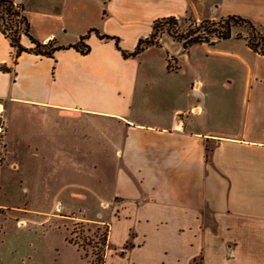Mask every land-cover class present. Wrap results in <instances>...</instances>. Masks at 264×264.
<instances>
[{
  "label": "crops",
  "instance_id": "obj_1",
  "mask_svg": "<svg viewBox=\"0 0 264 264\" xmlns=\"http://www.w3.org/2000/svg\"><path fill=\"white\" fill-rule=\"evenodd\" d=\"M13 1L37 41L62 47L96 29L133 51L156 20L171 16L264 19V0ZM85 43L87 55L74 49L54 58L23 53L15 64V50L0 34V101L10 153L0 172L20 170L19 154L28 152L48 173L26 185H42L44 195L58 199L87 200L98 195L103 159L112 172L104 205L113 207L102 221L108 230L104 264H264V55L234 37L203 44L225 70L213 84L218 95L195 79L185 108L152 113L119 92L98 98V90L130 88L134 61L94 32ZM22 45L31 47L25 37ZM13 208L0 203L10 216ZM18 213L24 227L34 211ZM69 249L80 258L66 235L44 260L6 259L0 248V264H72Z\"/></svg>",
  "mask_w": 264,
  "mask_h": 264
},
{
  "label": "rangeland",
  "instance_id": "obj_2",
  "mask_svg": "<svg viewBox=\"0 0 264 264\" xmlns=\"http://www.w3.org/2000/svg\"><path fill=\"white\" fill-rule=\"evenodd\" d=\"M191 22L199 23L191 18H182L181 28H187ZM254 24L264 29V19ZM233 33L247 36L248 30L244 27L234 28ZM130 60L134 61L133 66H130V88L125 90L114 88L109 90V94L98 90V98L104 95H113L117 98L119 92L121 96H129L142 103L140 106L146 112L152 113L167 107L185 108L193 87L192 83H197L195 79L209 82V91L212 96H217L220 89L213 84L219 83L225 74L218 61L208 56L207 47L194 45L184 50L183 45L174 41L168 34L161 37L159 46L151 47ZM241 78L242 73H236V79L240 81ZM19 156L20 170L4 169L0 172L2 184L0 203L15 207L11 209L12 216L0 210V248L4 252L3 257L44 260L47 258L49 247L53 244H62L66 235L67 241L72 238L80 245L76 246L81 253L80 258L75 250L67 251L66 257L72 264L106 261L108 232L102 221L110 219L113 207L107 208L104 205L105 201H110L112 179V172L105 168L104 160L100 159V164H104V167L97 170L100 180L97 190L99 196L93 194L87 200L69 198L63 200L54 198L53 195H44L42 185H26L28 180L33 179L42 182L48 170L31 153L23 152ZM9 162L8 152L1 167L8 165ZM27 187L31 188L28 194L25 192ZM32 188L37 189V192L32 191ZM17 209L34 211L33 215H27L29 220L24 227H21L23 224H18L23 214L18 213ZM84 210L88 212L85 214Z\"/></svg>",
  "mask_w": 264,
  "mask_h": 264
},
{
  "label": "trees",
  "instance_id": "obj_3",
  "mask_svg": "<svg viewBox=\"0 0 264 264\" xmlns=\"http://www.w3.org/2000/svg\"><path fill=\"white\" fill-rule=\"evenodd\" d=\"M186 21V20H185ZM181 18L174 16L158 19L154 22L152 33L138 41L133 51L123 50L120 40L116 37L101 34L98 30L92 29L82 36L78 42L67 47L58 46L55 41L46 44L37 41L31 34L30 22L24 15L22 7L15 4L13 0H0V34L9 40L10 46L15 50L13 62L23 53H30L41 57L54 58L55 53L61 50L74 49L82 55H87L91 47L85 43L91 33H95L101 40H114L116 48L121 52L124 59L135 58L151 47L159 46L160 39L164 34H168L174 41L183 45L184 50H188L194 45L214 46L218 42L228 40L232 37L245 41L248 48L253 52L264 55V29L258 28L253 21L248 18L230 15L221 18L219 21L204 20L199 23L191 22L185 29L181 28ZM246 28L248 35H234V28ZM27 38L31 44L30 48L22 45V38ZM170 69V67H169ZM171 70V69H170ZM178 70V68H176ZM108 232V230H107ZM70 244L80 247V245L68 239ZM104 260H98L93 264H104Z\"/></svg>",
  "mask_w": 264,
  "mask_h": 264
},
{
  "label": "built area",
  "instance_id": "obj_4",
  "mask_svg": "<svg viewBox=\"0 0 264 264\" xmlns=\"http://www.w3.org/2000/svg\"><path fill=\"white\" fill-rule=\"evenodd\" d=\"M8 123L5 115V107L0 101V168L8 153L7 143Z\"/></svg>",
  "mask_w": 264,
  "mask_h": 264
}]
</instances>
